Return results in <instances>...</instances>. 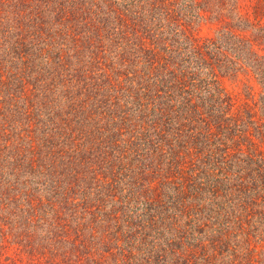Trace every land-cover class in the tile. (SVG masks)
Listing matches in <instances>:
<instances>
[{
	"label": "trees",
	"instance_id": "trees-1",
	"mask_svg": "<svg viewBox=\"0 0 264 264\" xmlns=\"http://www.w3.org/2000/svg\"><path fill=\"white\" fill-rule=\"evenodd\" d=\"M0 59L1 248L264 264V0H0Z\"/></svg>",
	"mask_w": 264,
	"mask_h": 264
},
{
	"label": "rangeland",
	"instance_id": "rangeland-1",
	"mask_svg": "<svg viewBox=\"0 0 264 264\" xmlns=\"http://www.w3.org/2000/svg\"><path fill=\"white\" fill-rule=\"evenodd\" d=\"M250 0H240L241 6L245 7L248 6ZM219 24L216 21L207 20L205 21L202 26H196L198 28V33L200 35H213L218 28ZM2 59H0L1 62ZM0 68L2 73L4 74V80L5 81H12L10 79V74L7 71L5 67L0 64ZM11 73V72H10ZM31 74L30 76H32ZM243 77V76H242ZM244 76L241 81L233 82V79H226V86L230 91L237 92L243 90L244 84L243 82H246L250 85V82L248 78ZM26 80V79H25ZM17 88V86H14ZM29 88L32 90L34 89V86L29 85ZM33 96V94H32ZM26 243H8L6 247H0V253H5L2 258H0V264H95L93 261H95V256L90 257L89 259L85 258V250L81 249L77 255L68 253L65 254L61 251L59 252H52L48 251L46 249H42L39 247L38 251H31L30 247H26ZM264 245V242H263ZM91 250V248H89ZM88 250V251H89ZM92 251V250H91ZM8 255L10 258L8 260L5 259V256ZM67 256V257H66ZM93 259V260H92ZM55 260V261H54Z\"/></svg>",
	"mask_w": 264,
	"mask_h": 264
}]
</instances>
